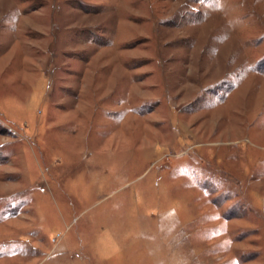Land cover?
Listing matches in <instances>:
<instances>
[{
	"label": "rangeland",
	"instance_id": "1",
	"mask_svg": "<svg viewBox=\"0 0 264 264\" xmlns=\"http://www.w3.org/2000/svg\"><path fill=\"white\" fill-rule=\"evenodd\" d=\"M0 264H264V0H0Z\"/></svg>",
	"mask_w": 264,
	"mask_h": 264
}]
</instances>
